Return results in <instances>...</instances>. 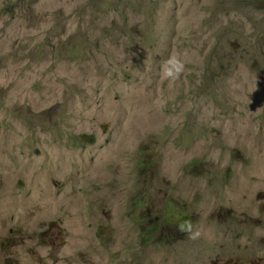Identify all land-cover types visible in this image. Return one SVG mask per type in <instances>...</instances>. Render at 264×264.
Masks as SVG:
<instances>
[{"label": "rangeland", "instance_id": "1", "mask_svg": "<svg viewBox=\"0 0 264 264\" xmlns=\"http://www.w3.org/2000/svg\"><path fill=\"white\" fill-rule=\"evenodd\" d=\"M227 201L264 219V0H0V264H264Z\"/></svg>", "mask_w": 264, "mask_h": 264}, {"label": "clouds", "instance_id": "2", "mask_svg": "<svg viewBox=\"0 0 264 264\" xmlns=\"http://www.w3.org/2000/svg\"><path fill=\"white\" fill-rule=\"evenodd\" d=\"M234 46H235V50H234L235 54H231V52L230 53L228 52L227 57L224 59V61L220 65V66L227 68L226 72H227L228 77H232L230 75V71H231L230 65L231 64L244 63L245 48L240 44H235ZM152 60L154 63H159L161 61V58L153 56ZM161 68H162V71H161L162 78L170 82H173V81L179 80L180 77L186 71V62L184 59L181 58V56L174 54V55H170L166 60L163 61ZM214 76L217 78V70L214 73ZM194 86L195 88H199V84L195 83ZM215 88L208 85L206 91L209 94H213L215 92ZM95 140H96V137L94 135L88 136L89 143H94ZM198 165L203 166L207 164L198 163ZM225 207L227 210H225ZM225 207L220 202H217L216 205L214 206L215 211L217 212L218 216L221 219H222V214H223L222 212L225 210L231 213L233 216H236L244 220L250 226L251 228L250 239L252 241H256V239L258 238V234H259V237L262 239L264 219L257 218L254 210L250 214L248 215L244 214L245 216H242V215H237L238 214L237 208L234 206H230L228 201L225 203ZM180 219H181L182 224L186 223L185 225L180 226L179 230L181 232L186 231L189 234V238L192 240H196L199 237L201 238L199 229L202 228L201 227L202 223H198L197 230H194L192 224L190 222H187V218L185 216L181 215ZM199 220H201V217H198V221ZM207 226H214V223L208 222ZM219 227L223 228V226H219ZM256 231L258 232V234L256 233ZM232 245H234V247L236 248H239L238 251L235 252L237 254V259L239 258V260L235 264H251L253 263L252 261L257 262L259 259L262 258L260 256H248L247 255V245L245 243L238 244V242L232 241ZM187 248H183V250H187ZM227 255L232 256L230 251H227ZM237 259L235 257L233 258V260H237ZM204 260L206 261V259ZM204 264H208V263H204Z\"/></svg>", "mask_w": 264, "mask_h": 264}]
</instances>
